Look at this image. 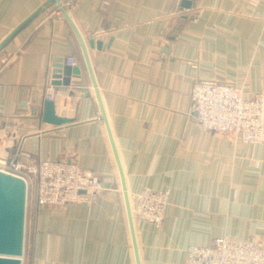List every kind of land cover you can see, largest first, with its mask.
I'll return each instance as SVG.
<instances>
[{
	"label": "crops",
	"instance_id": "obj_1",
	"mask_svg": "<svg viewBox=\"0 0 264 264\" xmlns=\"http://www.w3.org/2000/svg\"><path fill=\"white\" fill-rule=\"evenodd\" d=\"M45 1L0 0V41ZM65 8L72 21L51 3L0 51V168L16 156L75 161L103 189L91 204L38 205L31 196L22 264H137L82 39L131 207L145 186L169 190L160 225L134 218L140 264H185L188 246L220 236L264 242V144L203 131L189 113L197 78L239 85L246 96L264 91V0H73ZM68 56L80 74L64 90L52 69ZM49 87L55 112L70 121L42 120Z\"/></svg>",
	"mask_w": 264,
	"mask_h": 264
},
{
	"label": "built area",
	"instance_id": "obj_2",
	"mask_svg": "<svg viewBox=\"0 0 264 264\" xmlns=\"http://www.w3.org/2000/svg\"><path fill=\"white\" fill-rule=\"evenodd\" d=\"M61 0L59 8L70 4ZM68 65L75 59L68 56ZM49 87L44 99H52ZM191 113L203 131L230 132L242 143L264 144V91L246 96L243 88L212 78H197L191 91ZM4 170L20 175L38 205L91 204L103 185L91 169L65 159L35 156L11 158ZM134 218L160 225L169 204V190L145 186L133 193ZM185 264H264V242L260 239L215 237L210 245H190Z\"/></svg>",
	"mask_w": 264,
	"mask_h": 264
},
{
	"label": "water",
	"instance_id": "obj_3",
	"mask_svg": "<svg viewBox=\"0 0 264 264\" xmlns=\"http://www.w3.org/2000/svg\"><path fill=\"white\" fill-rule=\"evenodd\" d=\"M51 3H56L61 5V0H46L41 6L35 9L32 13H30L25 19H23L18 25H16L1 41H0V51L6 46L8 41L31 19H33L37 14L40 13L47 5ZM61 9L64 13L69 17L72 21L68 11L65 6H61ZM75 30L76 26L73 23ZM82 39V38H81ZM84 59L86 65L88 67L92 85L95 88V92L97 94V98L100 104V110L102 118L105 121L107 131L109 134V138L112 144L113 152L116 157L121 180L122 187L125 196L126 202V210L128 223L136 258V263L140 264L137 241L135 237V229H134V217L132 213L131 204L129 201V195L126 189L125 180L123 171L121 168V164L119 161V157L117 154V150L113 141V137L107 122L106 114L101 103V98L97 89L96 80L93 74V70L91 67L89 55L83 42L81 40ZM98 47L100 46V42L97 41ZM53 77L59 78V74L61 73L62 80L61 82L57 79L53 81L54 84H62V89H66L71 85V76H79L80 68L78 65H66V67L61 68L58 64L54 65L52 69ZM42 120L46 123L50 124H62L70 121L71 119L68 117L60 116L55 112V102L52 99H45L43 101L42 107ZM26 203H27V183L26 180L20 175L11 173L3 168H0V264H22L23 254H24V244H25V224H26Z\"/></svg>",
	"mask_w": 264,
	"mask_h": 264
},
{
	"label": "rangeland",
	"instance_id": "obj_4",
	"mask_svg": "<svg viewBox=\"0 0 264 264\" xmlns=\"http://www.w3.org/2000/svg\"><path fill=\"white\" fill-rule=\"evenodd\" d=\"M32 196L30 187L27 188V202H30V197ZM25 234H26V226H25Z\"/></svg>",
	"mask_w": 264,
	"mask_h": 264
}]
</instances>
